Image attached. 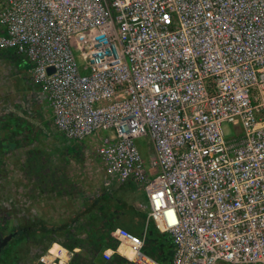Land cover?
<instances>
[{
    "label": "built area",
    "instance_id": "1",
    "mask_svg": "<svg viewBox=\"0 0 264 264\" xmlns=\"http://www.w3.org/2000/svg\"><path fill=\"white\" fill-rule=\"evenodd\" d=\"M0 22L56 130L93 136L101 176L144 188L171 264H264V0H0ZM83 243L93 264H161L114 217ZM83 261L49 238L33 264Z\"/></svg>",
    "mask_w": 264,
    "mask_h": 264
},
{
    "label": "rangeland",
    "instance_id": "2",
    "mask_svg": "<svg viewBox=\"0 0 264 264\" xmlns=\"http://www.w3.org/2000/svg\"><path fill=\"white\" fill-rule=\"evenodd\" d=\"M2 26L0 22V32ZM27 65L15 49L0 46V116L14 112L41 130L36 139L18 140L14 148L0 150V225L12 229L34 221L47 222L51 210L45 205L46 200L51 201V197L58 195L75 209L82 190L92 191L107 184L120 193H115L120 196L122 205L117 207L119 223L140 235L144 232L147 241L143 251L150 249L153 259L171 264L172 241L168 233H160L148 218L144 188L132 179L118 184L107 182L100 173L94 137L67 140L56 130L46 94L38 84L18 79V72ZM223 128L228 136L232 135L230 123H223ZM135 142L149 165L154 156L150 139L142 135L136 137ZM47 239L40 233L19 235L9 242L8 261L33 264ZM216 264L231 263L218 260Z\"/></svg>",
    "mask_w": 264,
    "mask_h": 264
},
{
    "label": "trees",
    "instance_id": "3",
    "mask_svg": "<svg viewBox=\"0 0 264 264\" xmlns=\"http://www.w3.org/2000/svg\"><path fill=\"white\" fill-rule=\"evenodd\" d=\"M40 131L41 130L38 126H34L25 117L19 114H15L14 112H7L0 116V150L6 151L8 149L14 148L18 140L22 141L26 139L28 141H31L33 139H36ZM71 147L75 148V146L73 145ZM115 193L120 194L117 193V190L114 191L113 189H110L107 184L100 185L92 191L82 190L76 212L65 223H62L60 225H54L46 221H34L32 223L23 224L12 229L7 228L5 225H0V264H13V262L8 261V258L10 256L9 242L13 239H17L19 235L40 233L41 235L47 236L49 238L51 237L54 230H65L76 216L87 217L89 220L99 226L104 223L107 217H114L118 222H120L121 220L117 218L119 212V209H117V207L119 208L122 205L120 202L121 200H119L120 196L116 195ZM115 200H117V203ZM113 204L116 205L113 206ZM158 231L160 233H166L161 232L160 230ZM146 241L147 240L145 239L144 246L146 244ZM81 249H83L82 252L84 251L88 254L84 256V259L88 260V262L90 261L88 264H93L88 247L85 244H81ZM145 253L153 258L150 249H145ZM108 264L136 263H131L125 258H119L115 256L108 262Z\"/></svg>",
    "mask_w": 264,
    "mask_h": 264
},
{
    "label": "crops",
    "instance_id": "4",
    "mask_svg": "<svg viewBox=\"0 0 264 264\" xmlns=\"http://www.w3.org/2000/svg\"><path fill=\"white\" fill-rule=\"evenodd\" d=\"M68 204V201H64L63 198H60L58 195L51 197V201L46 200L45 205H47L48 208L50 207L51 210V212H49V221L47 222L52 223L54 225H60L62 223H65L69 218H71V216L76 212L78 207L73 209ZM95 225L97 224L89 220L87 217L76 216L65 230H54L52 232L51 237L49 238H56L65 242L66 244H71L73 246L79 247L81 253L86 256L88 254L87 252H82L83 249H81V244H84L83 242L88 238L91 233L92 226ZM89 262L88 260L84 259L82 264H88ZM54 264L63 263L55 262Z\"/></svg>",
    "mask_w": 264,
    "mask_h": 264
},
{
    "label": "clouds",
    "instance_id": "5",
    "mask_svg": "<svg viewBox=\"0 0 264 264\" xmlns=\"http://www.w3.org/2000/svg\"><path fill=\"white\" fill-rule=\"evenodd\" d=\"M168 215H169V217L171 218L172 213L169 212ZM170 222H171V223H175V221H174V220H171V219H170ZM119 231H120V230L118 229V230H117V234H119ZM134 242H135V243H138V241H134ZM121 251L123 252V249H121ZM108 254L110 255L111 253L109 252ZM124 254L127 255L129 259H132V258L134 257V255H135V253H134L132 250H129L128 252H126V253H124Z\"/></svg>",
    "mask_w": 264,
    "mask_h": 264
}]
</instances>
